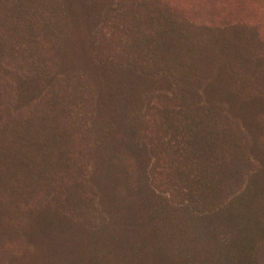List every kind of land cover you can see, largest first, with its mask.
Wrapping results in <instances>:
<instances>
[{
    "label": "trees",
    "instance_id": "1",
    "mask_svg": "<svg viewBox=\"0 0 264 264\" xmlns=\"http://www.w3.org/2000/svg\"><path fill=\"white\" fill-rule=\"evenodd\" d=\"M201 1L0 0V264H264V35Z\"/></svg>",
    "mask_w": 264,
    "mask_h": 264
},
{
    "label": "rangeland",
    "instance_id": "2",
    "mask_svg": "<svg viewBox=\"0 0 264 264\" xmlns=\"http://www.w3.org/2000/svg\"><path fill=\"white\" fill-rule=\"evenodd\" d=\"M176 1L181 2L190 9L187 0ZM201 3L209 5L215 3L214 13L216 17L225 18L226 16L230 21L246 20L260 24L261 35H264V0H202ZM224 6H226V9H224ZM243 114L254 124L256 122L260 123L259 127L257 123L258 131H256L259 134L260 144H254V151L256 149L261 163V153H264V149H261L264 135V130H262L263 134L261 131V125L264 126V123L261 120L264 115L261 114V108H254L250 105L243 109ZM246 129L249 131L247 126ZM255 157L257 158V156ZM246 188L244 195L224 214L225 221L228 222L233 234L238 238V247L232 251L233 253L242 252V250L249 251L251 245L264 237V172L261 174V168L251 176ZM42 257V254L38 255L37 253L29 256L24 255L12 264H57L56 259L49 262L46 259L44 261Z\"/></svg>",
    "mask_w": 264,
    "mask_h": 264
}]
</instances>
